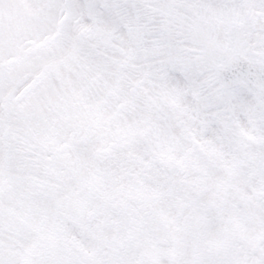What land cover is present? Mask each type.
<instances>
[{
    "label": "snow or ice",
    "instance_id": "6c2138e0",
    "mask_svg": "<svg viewBox=\"0 0 264 264\" xmlns=\"http://www.w3.org/2000/svg\"><path fill=\"white\" fill-rule=\"evenodd\" d=\"M0 264H264V0H0Z\"/></svg>",
    "mask_w": 264,
    "mask_h": 264
}]
</instances>
